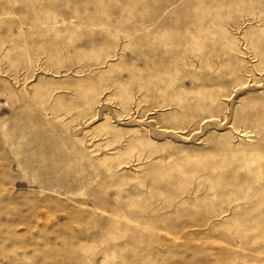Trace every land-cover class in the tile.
<instances>
[{
  "label": "rangeland",
  "instance_id": "rangeland-1",
  "mask_svg": "<svg viewBox=\"0 0 264 264\" xmlns=\"http://www.w3.org/2000/svg\"><path fill=\"white\" fill-rule=\"evenodd\" d=\"M0 264H264V0H0Z\"/></svg>",
  "mask_w": 264,
  "mask_h": 264
}]
</instances>
